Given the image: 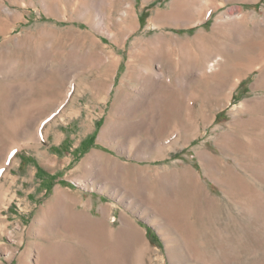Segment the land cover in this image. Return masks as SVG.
Instances as JSON below:
<instances>
[{"label":"rangeland","instance_id":"rangeland-1","mask_svg":"<svg viewBox=\"0 0 264 264\" xmlns=\"http://www.w3.org/2000/svg\"><path fill=\"white\" fill-rule=\"evenodd\" d=\"M1 1L14 14L0 8V264H264V61L242 73L244 57L228 56L261 41L264 0H198L191 19L161 25L151 19L180 0ZM128 2L141 24L129 37L115 20ZM106 16L125 46L89 23ZM91 32L122 56L114 77L86 61ZM157 38L188 43L182 59L199 69L202 44L227 60L180 68L144 109L117 115L128 62L143 53L149 68ZM109 118L138 127L104 140ZM58 191L69 219L52 228L40 220Z\"/></svg>","mask_w":264,"mask_h":264},{"label":"bare ground","instance_id":"bare-ground-1","mask_svg":"<svg viewBox=\"0 0 264 264\" xmlns=\"http://www.w3.org/2000/svg\"><path fill=\"white\" fill-rule=\"evenodd\" d=\"M190 1H192V2H190ZM196 1H198V0H180L177 2V4H181V6L175 7V8L173 7V9L171 11H168V12H159L156 16H154L151 19V23L155 24V25H161V22L164 19H167V20H174V19L178 20V19H180V20H182V18H181L182 16L190 17V19H191L190 15L198 10L196 7V3H197ZM134 6L135 5L132 2H128L126 4L125 9L122 10L121 16L119 18L115 19L121 25L120 26L121 30L122 29L128 30L127 35H126L127 37H129L131 34H133L141 26L140 18L134 9ZM0 8H2L3 11L7 12V14H11L14 12L10 8V6L6 4V2L1 1V0H0ZM215 8L212 9V7H211V8H208L206 10L204 9L206 12L207 18H209L213 15ZM238 16L240 18H243V16L240 14H238ZM107 17L108 16H106L100 20L94 21V22L91 21L89 23L92 26V28H94V30L98 31L100 34L106 35L107 37L110 38V40L112 42H114L120 46H125L126 36H125V39H123L121 42L119 40V37H120L119 32H118L119 29L116 30L115 28L112 27V25H110V24L108 25L107 22L105 21V19H107ZM225 18L221 17L219 21L222 22V24H227ZM129 21L132 22V26H129L127 24V22H129ZM240 23H241V21H240ZM239 24H236L237 29H236V31H234L236 37H237V33H238L237 30H239V29L241 30V28H242L241 26H239ZM222 26H227V25H222ZM15 27H16V25H14L9 30L8 33L10 34ZM219 27L221 28V26H219ZM258 30H259V34L262 37L261 41L256 42V41L251 40L248 44L245 43L247 45V47H246V50L243 51V53H242V51H240L241 53H239V51H237V52L232 51L233 53L228 54V56H230V57H232V56L244 57V59L242 60L244 62L240 63V65H239L242 73H246L249 70H251L249 67L250 62H252V61L255 62L257 60L259 62L264 61V18L262 21L260 20V22L258 24ZM228 32H229V28H228ZM91 33L94 36V39H95L97 46L94 48H91L87 51V53L85 55L86 59H87L86 61H88V63L91 66L99 68L102 71L103 75H110L111 77H114L116 74V71L118 70L119 66L122 63V56L119 55L114 49L109 50L108 44L103 43L102 38H100L98 35H96V33H94V32H91ZM259 34H255L253 36V38L254 37L256 38V35H259ZM224 35H225V33H224ZM235 41L241 43L239 41V39H237V38ZM148 42H149L148 46H151L154 49V51H153L154 54L150 55L151 58H149L150 61L148 62V64H150V66H149V68H144V67L140 66L139 63L141 61H143V56H142L143 53L142 54L140 53L141 55L135 56L133 59H131L128 62V71H127L126 76L130 81L128 83L125 82L123 84L122 92L120 93V96L117 100V101H119L118 105L116 106L117 109L115 111V113L117 115H122V114L135 115L139 111L144 109L145 106L148 105V100H149L150 95L153 93H156L160 87L162 88V84L167 79L171 80V75L174 71L177 72V70H179L180 68L181 69L183 68V70L190 68V69H192L191 71H193V72H200V73L204 74L209 70L212 71L215 68V66H217V64H220L221 62L224 63L227 60V56L225 57L224 55H220V54L216 55L213 60H210L209 59V57L211 56L210 53L213 51L212 46H214V45L208 44V43L202 44V48L206 50V53L203 56L204 57L203 62H204L205 68L199 69L195 64L196 63L195 61L192 62V60H191L190 61L191 63L189 61L184 63V61L182 59V56H183L182 53L184 54L186 52V49H187V52L192 53L189 45H187L188 43H186L185 41H179L181 43L173 44L166 39L157 38L156 40H153L151 42L148 41ZM247 42H248V40H247ZM212 43H213V41H212ZM243 43H241V44H243ZM239 46H241V45H239ZM241 47H244V46L242 45ZM164 48L165 49L167 48V50H169V51L167 53H165L163 50H160V49H164ZM162 51L164 53H162ZM176 54L180 55L181 57L175 58L176 59V61H175L174 56H176ZM164 57H166L167 59L170 57L169 58L170 64L166 65L164 63V60H166V59H164ZM157 60L159 61L158 69L154 72H151L150 68H151L152 62H155ZM260 64H261V62H260ZM240 69H238V70H240ZM179 72H180V70H179ZM137 79H138V81H140L141 79L142 80L145 79V82L142 84L141 88L139 86L137 88V86H135L131 83L132 80L137 81ZM111 85L113 86V84H111ZM129 86H130L129 90L126 91L125 88L129 87ZM233 87H232V90H234ZM133 91H135V92H133ZM137 127L138 126L131 127L130 125H127L126 123H122L121 121H118V120L116 121V119L114 120L112 118H109L108 121L106 122L105 126L102 129L100 138L104 139V140H111L112 138L119 136V134H125V133L130 134V133L134 132L137 129ZM103 156L104 155L100 152H94L91 156V160L93 161L94 165L97 167V171H98L99 175L103 179H108L114 174L113 173L114 168H110L105 163H103ZM90 163H91V161H90ZM58 193H59V191H58ZM68 197L69 196H67L65 194L59 193L57 195L56 200L53 203L49 204L48 207L43 211V214H42L43 217L40 220L41 224H42V221L44 219H47V220L51 221V223H52L51 227L52 228H55L59 225H63V223L69 219V217L66 214L67 213L66 201L69 199ZM75 207H76V204L72 205L71 213H72L73 217L78 218V216H80V214L74 210ZM60 248H61V252L63 254L66 250H65V248H62V247H60ZM53 258H55V257H47L45 259L46 262L44 261L45 264H51V263L54 264L55 260H53L50 263V260H52ZM56 261H58V260L56 259Z\"/></svg>","mask_w":264,"mask_h":264},{"label":"crops","instance_id":"crops-1","mask_svg":"<svg viewBox=\"0 0 264 264\" xmlns=\"http://www.w3.org/2000/svg\"><path fill=\"white\" fill-rule=\"evenodd\" d=\"M175 5H177V3H176V4H174V6H175ZM175 7H176V6H175Z\"/></svg>","mask_w":264,"mask_h":264}]
</instances>
